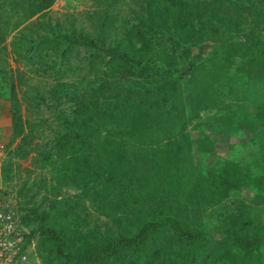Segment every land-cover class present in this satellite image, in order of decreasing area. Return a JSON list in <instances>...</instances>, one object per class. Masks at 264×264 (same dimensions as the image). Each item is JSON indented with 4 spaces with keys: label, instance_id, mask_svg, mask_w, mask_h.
Segmentation results:
<instances>
[{
    "label": "rangeland",
    "instance_id": "1",
    "mask_svg": "<svg viewBox=\"0 0 264 264\" xmlns=\"http://www.w3.org/2000/svg\"><path fill=\"white\" fill-rule=\"evenodd\" d=\"M15 1L0 0V10L18 7ZM22 1L25 5V1ZM127 2L124 0V3H119L118 10L109 8L112 17L105 23V31L96 26L100 10L104 7L100 0H55L46 17L41 19L34 16L35 19L27 23L30 18L19 15L18 18L23 19L19 25L10 20L11 26L6 31H0V55L4 58L0 67L5 73L4 82L7 80L6 83H9L11 75L13 85L18 88L19 117L38 118L32 125L35 136L25 146L28 153L26 157L10 156L21 140V136L14 139L13 129L9 138L3 142L0 139V188L13 195L11 202L22 208V216L30 215V209L37 208V212L30 215V221L44 214L45 224L55 228L67 241V252L83 259L88 252H92V260L81 261L80 264H193V258L199 261L198 264L203 259L206 264H264V205L255 202L256 194L261 193L260 189L254 191L252 187L255 179L264 175V126L257 119V112L264 105V60L257 55L230 60L223 49L212 46L209 53L202 55L198 46L190 45V58L178 64L181 76L184 72L188 73L192 65H197L193 76H198V86L203 84L209 94L231 106L227 108L226 114L217 112V107L209 112L201 111L198 117L195 112L197 109L186 114L188 126L185 135L192 144L187 163L192 170H183L187 177L191 180L207 177L209 168L219 169L228 161L237 166L235 174L240 178L241 186L220 205L191 203L187 194L174 197L176 186L172 178L153 181L145 187L139 186L129 198L126 194L122 197L116 193L114 183L105 179V166L100 170H89L90 176L80 184L67 183L74 173L71 172L74 170L71 167L74 159L62 158L54 149L57 139L66 130L62 129L60 120L53 113L56 108L49 110L40 96H48L55 89L56 77L58 79L62 73L65 76L61 81L67 83L70 90L91 94L102 79L92 70L98 66L100 69L104 65L103 60L108 59V54L100 50L92 54V50L86 46H75L70 55H63L62 63V58L51 48V41L36 40L34 44L27 37L35 34L39 37L49 36L44 26L54 27L58 24L65 32H70L74 27L77 33L84 32L90 37L100 35L107 39L106 44H118L124 41L125 30L136 23L132 18L127 22ZM114 14L116 19H113ZM8 17L9 12L5 19ZM243 32H252L264 42V25L253 29L246 26ZM10 36L12 40L8 45L6 40ZM232 40L241 41L242 38L235 35ZM157 72L153 68L138 67L109 81H116L119 87L124 85L121 90H132L135 97L140 88L141 91L147 90L148 86L159 83L160 75ZM186 80L187 76H183L179 83L185 92H189V87L193 86L187 84L191 83L190 79ZM7 94L5 97H8ZM93 96L97 97L96 94ZM27 98L42 104L34 113L31 111V116L24 106ZM168 108L172 106L168 105L166 110ZM236 112L239 114L236 121L228 125L227 119L234 117ZM91 125L97 126L96 122ZM107 129L113 131L110 126ZM106 134L107 130H102L101 135ZM82 140L87 142L90 138L82 137ZM127 145L140 147L143 142L131 139ZM87 153L77 151L79 156ZM45 154L52 155L50 162L44 161ZM104 161L107 164L109 159L105 157ZM185 191L189 192V189ZM153 193L159 197L153 198ZM167 207L173 208L169 215ZM162 216L175 218L187 225L200 223L209 235V241L198 247L186 246L173 239L167 230L158 228L143 246L124 247V236L135 235L139 226L161 220ZM236 217L237 225L234 226L232 218ZM21 226L30 234L32 264H43L45 258L50 264L78 263V260L76 263L72 260L65 262V258L56 254L53 243L44 249L45 241L38 233L32 234L37 222ZM216 232H219L220 240L229 235L236 237L230 245L231 253L227 258L215 260L213 248L214 245L218 246V242L212 241L211 237L214 238ZM222 245L229 247L224 243Z\"/></svg>",
    "mask_w": 264,
    "mask_h": 264
},
{
    "label": "trees",
    "instance_id": "2",
    "mask_svg": "<svg viewBox=\"0 0 264 264\" xmlns=\"http://www.w3.org/2000/svg\"><path fill=\"white\" fill-rule=\"evenodd\" d=\"M24 1L30 8L27 18L37 16L41 19L47 16L44 11L51 8L55 2V0ZM100 1L104 7L100 10L96 26L105 31V23L112 17L109 8L118 10V4L124 3V0ZM126 9L129 14L127 22L132 18L136 23L125 30L124 41L118 44H106L107 39L100 35L90 37L84 32L77 33L74 27L70 32H65L58 24L54 27L44 26L50 33L49 36L39 37L35 34L27 37L34 44L36 40L51 41V48L62 58V63L63 55H70L75 46L77 48L86 46L92 50V54L97 50L108 54V59L102 62L104 65L100 69L98 66L92 70L102 79L91 94L70 90L69 85L61 81L65 76V73H62L58 76L59 80L56 77L55 89L51 90L48 96L45 94L40 96L49 110L56 108L53 113L60 120L62 129L66 130V133L57 139L54 149L62 158L74 159L75 164L73 162L71 165L74 168L71 172L74 173L67 183L71 181L72 184H80L90 176L89 170H100L105 166L104 173L107 175L104 176L105 179L114 183L116 193L122 197L126 194L129 198L139 186L145 187L153 181L172 178L176 186L174 197H184L187 194L191 203L220 205L241 186L240 178L235 174L237 166L228 161L219 169L209 168L207 177L195 180L187 177L183 170H192L187 165L192 144L185 135L188 126L186 114L187 111L194 112L197 109L195 112L198 117L201 111L209 112L216 107L217 112L222 111L226 114L227 108L231 106L209 94L203 84L198 86V76L197 78L193 76L198 69L197 65H192L188 73L184 72L181 76L178 64L181 61L187 62L190 58V45L198 46L202 55L209 53L214 46L216 49H223L230 60L250 55H257L264 60V42L252 32L245 34L243 32L246 26L253 29L264 25V0H128ZM113 19H116V14L113 15ZM235 35L241 36L242 40L233 41ZM138 67L157 70V75H160L159 83L148 86L147 90L142 89L144 92L140 88L134 97L132 90H121L124 85L119 87L116 81H109L110 78L128 74ZM183 76H187V80L191 81L187 84L193 86L189 87V92H185L183 85L179 83ZM6 82L1 83L2 92L5 94L8 93ZM9 83L11 84L9 94L13 95V137L15 139L21 136L17 148L10 156L26 157L28 155L26 143L34 138L33 135L35 136L31 120L36 121L38 118L19 117L20 100L15 98L17 91L13 85L14 81L10 79ZM4 86L7 87L3 88ZM94 94L98 98H94ZM1 98L6 99L5 96ZM39 104L42 105L37 100L26 99L24 106L29 116L40 107ZM168 105L172 108L166 110ZM238 115L236 112L234 117L228 118L227 124L234 123ZM257 119L264 126V105L257 112ZM92 122H96L97 126L92 127ZM42 123L45 121L42 120ZM107 126L112 127L113 131L108 130ZM105 129L107 134L102 136L101 132ZM73 136L77 139V146ZM82 137L90 138V141L86 142ZM131 139L140 140L143 145L126 147ZM78 150L89 153L79 156ZM105 157L109 159L107 164L104 161ZM51 159V154H45L44 161L50 162ZM255 181L252 187L254 191L260 189L261 193L256 194L255 202L264 205V175ZM186 189H189V192H186ZM152 195L153 198L159 197L155 193ZM14 208L18 223L21 225L26 227L37 222V228L32 230V234L38 233L45 241L44 249L53 243L56 254L65 258V262L72 260L76 263L78 260L77 264H80L81 261L92 260L94 256L92 252H88L84 259L67 252V241L55 228L45 224L44 214L30 221V215L35 214L37 208H31L30 215L23 216L22 208L18 204L15 203ZM167 209L169 215L173 208ZM237 220V217L232 218L234 226L237 225ZM192 224L187 225L175 218L162 216L161 220L139 226L135 235L124 236L123 245L127 248L141 247L158 228L167 230L173 239L183 245L190 247L205 245L209 241V235L200 223ZM78 236L80 238V235ZM219 236V232L214 235L217 241L211 237L212 241L218 242V246L214 245L213 248L215 260L229 257L230 245L236 240L234 235L221 240ZM223 243L229 247L222 245ZM192 263L198 264L199 261L193 258ZM43 264L50 262L45 258ZM200 264H206L205 259L200 261Z\"/></svg>",
    "mask_w": 264,
    "mask_h": 264
},
{
    "label": "built area",
    "instance_id": "3",
    "mask_svg": "<svg viewBox=\"0 0 264 264\" xmlns=\"http://www.w3.org/2000/svg\"><path fill=\"white\" fill-rule=\"evenodd\" d=\"M11 198L0 188V264H32L29 232L18 223Z\"/></svg>",
    "mask_w": 264,
    "mask_h": 264
},
{
    "label": "crops",
    "instance_id": "4",
    "mask_svg": "<svg viewBox=\"0 0 264 264\" xmlns=\"http://www.w3.org/2000/svg\"><path fill=\"white\" fill-rule=\"evenodd\" d=\"M19 5V6H18ZM15 6H18L16 8H9V9H4V10H0V31H6L7 28H9L12 24V22H14L15 24L19 25L18 23L20 21H22L23 19H20V17L18 18L19 15H29L30 14V8L28 6V4L26 3L25 5L23 4L22 0H17L15 1ZM50 9H48L46 11L49 12ZM9 12V19H5L6 14ZM45 13V12H44ZM17 19V21L15 19ZM35 19V17L33 16L32 18L28 19V21H26L27 23L30 21L32 22ZM10 20H12V22H10ZM25 20V19H24ZM25 22V23H26ZM23 27V26H22ZM21 29V28H19ZM19 29L17 31H19ZM11 36L7 38L6 40V44L9 45V43L11 42ZM20 42V41H19ZM33 45V44H32ZM1 56L3 57V55H0V62L2 60H4V58H1ZM0 80L2 82H4L6 79L5 73L2 72V67H0ZM11 79V75L9 77ZM8 79V78H7ZM0 82V86L1 83ZM10 84V83H8ZM11 86V84H10ZM8 90H9V86H8ZM15 90L17 91V94L15 95V98L18 99L19 95H18V88L15 85ZM2 88H0V139L3 142L5 139L9 138L10 134L12 135V121H13V109H12V101H13V95L12 94H7L8 97H6L5 100H1V96H5V93L2 92ZM25 119V118H24ZM32 119V118H31ZM34 121L31 120V126L34 125ZM6 144V143H5ZM2 170V169H0Z\"/></svg>",
    "mask_w": 264,
    "mask_h": 264
},
{
    "label": "clouds",
    "instance_id": "5",
    "mask_svg": "<svg viewBox=\"0 0 264 264\" xmlns=\"http://www.w3.org/2000/svg\"><path fill=\"white\" fill-rule=\"evenodd\" d=\"M49 9H50V8H49ZM47 10H48V9H47ZM47 10H45L44 12L46 13ZM47 13H48V12H47Z\"/></svg>",
    "mask_w": 264,
    "mask_h": 264
}]
</instances>
